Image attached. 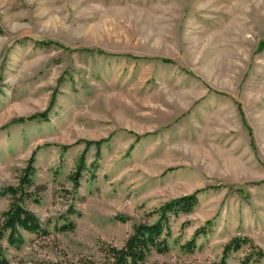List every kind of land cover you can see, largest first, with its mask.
<instances>
[{
  "label": "rangeland",
  "instance_id": "1",
  "mask_svg": "<svg viewBox=\"0 0 264 264\" xmlns=\"http://www.w3.org/2000/svg\"><path fill=\"white\" fill-rule=\"evenodd\" d=\"M32 157L47 234L5 232L10 264L97 259L198 192L145 264L264 252V0H0V227Z\"/></svg>",
  "mask_w": 264,
  "mask_h": 264
},
{
  "label": "trees",
  "instance_id": "2",
  "mask_svg": "<svg viewBox=\"0 0 264 264\" xmlns=\"http://www.w3.org/2000/svg\"><path fill=\"white\" fill-rule=\"evenodd\" d=\"M42 44L51 45V43ZM88 52L103 54L98 50H89ZM99 144L101 143H94L97 147ZM33 174L34 157L29 160L27 167L23 170L19 187L7 188L6 192L13 197L14 201L10 208L2 214L3 222L0 227V243L5 237V232L9 233L7 242L11 246H20L23 242L20 231L36 235L47 234L46 231L42 229L35 215L24 207V200L28 196L26 188L32 185ZM198 194L199 192L180 197L159 207L153 213V215L155 214L157 216L156 221L153 223L141 222L134 225L133 231L123 247L118 248L105 244L102 245L100 257L97 259L82 257L70 264H145L152 252L167 254L170 251L169 240L172 237L171 218L193 213L198 205ZM64 228H69V226L67 225V227ZM202 231L206 233L205 227ZM244 245L248 246L249 253L240 264H251L264 260L263 250L257 247L251 239L247 237H238L225 246L223 257L219 261L211 264H228L227 256L232 252L239 251ZM182 248L186 250V252H193L196 248V243L192 240L183 245ZM0 264H10L9 260L4 255L1 244Z\"/></svg>",
  "mask_w": 264,
  "mask_h": 264
}]
</instances>
